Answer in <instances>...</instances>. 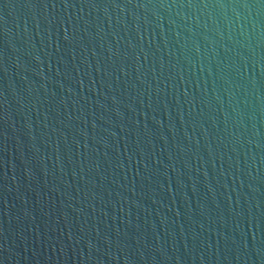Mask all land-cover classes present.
<instances>
[{"label":"water","instance_id":"obj_1","mask_svg":"<svg viewBox=\"0 0 264 264\" xmlns=\"http://www.w3.org/2000/svg\"><path fill=\"white\" fill-rule=\"evenodd\" d=\"M0 264H264V0H0Z\"/></svg>","mask_w":264,"mask_h":264}]
</instances>
